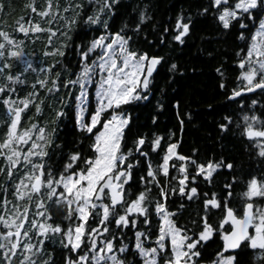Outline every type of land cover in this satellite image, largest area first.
Listing matches in <instances>:
<instances>
[{
  "label": "snow or ice",
  "instance_id": "snow-or-ice-1",
  "mask_svg": "<svg viewBox=\"0 0 264 264\" xmlns=\"http://www.w3.org/2000/svg\"><path fill=\"white\" fill-rule=\"evenodd\" d=\"M121 2L29 0L11 31L0 25V264H246L249 253L264 264V0H200L158 41L145 34L148 47L139 39L151 5L113 30ZM197 18L215 26L218 87L238 105L217 121L219 139L231 133L247 165L223 145L180 151L192 117L166 89L183 74L171 54ZM42 36L36 66L26 48ZM169 106L176 124L165 130ZM141 107L151 122L134 127Z\"/></svg>",
  "mask_w": 264,
  "mask_h": 264
},
{
  "label": "trees",
  "instance_id": "trees-1",
  "mask_svg": "<svg viewBox=\"0 0 264 264\" xmlns=\"http://www.w3.org/2000/svg\"><path fill=\"white\" fill-rule=\"evenodd\" d=\"M29 0H4L7 5L4 14L0 15V25L7 26L11 31L14 21L21 15L26 13L25 5ZM200 0H122L121 6L118 9L117 15L111 21L113 30L121 27L122 23L129 20L131 16L132 22L135 20V16L132 15L133 7L136 4H140L141 7L144 4H149V14L152 16V20L146 22L143 31L140 33L139 46L148 47L145 42V34H147V40H157L162 34V29L165 25L171 26L170 21L174 23L177 13L184 11L185 15L190 12L194 14L197 4ZM155 25V29L154 26ZM46 35V34H45ZM204 37L205 39H202ZM45 37L29 43L26 48V52L35 53L31 57L36 66H39V62L42 59V53L44 51ZM221 41L216 39V31L213 22L210 19L197 18L196 23L192 29V34L187 38V43L184 46H178L172 52V58L175 59L181 66L183 74H178L174 77L175 83H171V86L166 89L171 97L180 102V111L190 112L191 119L185 117L184 131L182 133V146L181 152L191 154L192 149L197 147L201 150V154L205 152L219 151L221 145H223L226 154L236 156L238 161H243L247 165V157L243 155L236 147L237 141L231 139V133L229 137H226L223 141H220V133L216 127L217 121L225 114H232L235 118L238 111V105L233 104L225 100L224 93L218 87L219 78L214 71V67L217 61L222 59L224 49L220 47ZM155 47V44L152 45ZM219 49V51H216ZM206 50V51H204ZM167 51V49H165ZM207 51H215V59H210L207 56ZM229 65L232 64L231 54L229 53ZM49 63L51 58H49ZM238 71V70H236ZM163 73L164 70L162 69ZM228 88L231 89L235 83L234 71L230 68L227 74ZM161 86L165 84V80H160ZM29 89L25 88L21 95L26 94ZM43 96V92L41 93ZM152 104H155L153 99ZM213 105L212 109L208 108V105ZM258 109L260 105L256 106ZM151 107H141L134 110L137 117L134 122L136 125L149 124ZM174 109L170 106L163 111L160 116L159 126L165 130L172 128L176 124ZM247 111V109H245ZM33 115V113H29ZM52 115V112L47 106L44 108L43 116L41 120H47ZM27 122V117L25 118ZM63 131L59 133L61 138L71 141L74 138V130L71 125H61ZM177 133V138L181 137V133L178 130V125L174 129ZM188 214L185 213L181 217V223L186 222ZM216 240L208 244L205 249V257L213 253L217 247ZM61 255L57 252V256ZM251 253H249L244 259L246 264H251Z\"/></svg>",
  "mask_w": 264,
  "mask_h": 264
}]
</instances>
